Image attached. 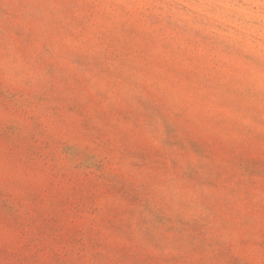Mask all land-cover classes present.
<instances>
[{
  "label": "clouds",
  "instance_id": "obj_1",
  "mask_svg": "<svg viewBox=\"0 0 264 264\" xmlns=\"http://www.w3.org/2000/svg\"><path fill=\"white\" fill-rule=\"evenodd\" d=\"M0 264H264V0H0Z\"/></svg>",
  "mask_w": 264,
  "mask_h": 264
}]
</instances>
